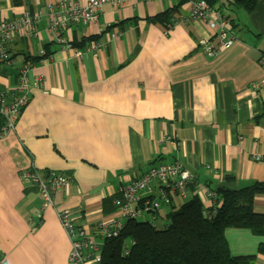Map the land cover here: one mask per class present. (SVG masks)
<instances>
[{
  "label": "crops",
  "instance_id": "obj_1",
  "mask_svg": "<svg viewBox=\"0 0 264 264\" xmlns=\"http://www.w3.org/2000/svg\"><path fill=\"white\" fill-rule=\"evenodd\" d=\"M57 1L0 0V20ZM189 1L106 5L97 22L67 30L75 42L104 41L80 59L58 52L48 31L30 41L16 34V64H0V90L16 85L25 55L46 45L53 55L31 68L32 76H44L43 89L31 90L15 130L0 139V264H75L56 208L94 229L118 216L114 198L122 184L161 164L188 169L206 206V188L227 176L234 188L264 182V0L250 13L228 7L232 0L214 1L237 36L216 56L199 45L215 29L190 15ZM168 11L171 22L154 20ZM117 30L122 34L111 39ZM29 166L70 176L54 195L56 208H44L38 188L20 178ZM180 204L172 197L144 219L164 227ZM253 209L264 213V194ZM225 236L232 255L264 264V236L247 228H228Z\"/></svg>",
  "mask_w": 264,
  "mask_h": 264
},
{
  "label": "built area",
  "instance_id": "obj_2",
  "mask_svg": "<svg viewBox=\"0 0 264 264\" xmlns=\"http://www.w3.org/2000/svg\"><path fill=\"white\" fill-rule=\"evenodd\" d=\"M146 2L151 0H58L35 11H26L11 20H0V64L14 66L10 46L16 36L25 40L40 37V32L48 31L51 42L57 51L70 59L82 58L89 52L104 46L102 39L87 43L83 48L76 47L67 34L74 25L86 26L97 22L99 12L106 5L120 7L127 2ZM190 15L215 29V33L203 36L199 40L202 50L209 56H216L221 49L229 47L236 41V34L230 22L207 0H190ZM186 18H182L184 20ZM122 31H113L110 38H118ZM53 53L46 54L44 46L38 49L41 56L39 63L52 60ZM34 65L28 63L19 67L16 85L0 90V139L15 130L17 120L31 99V90L43 89L44 76L30 74ZM260 84L254 83V89ZM260 159L261 156H256ZM23 181L37 187L42 196L43 207H54V195L65 190L71 182L68 174L60 171L40 170L29 166L20 171ZM194 175L180 162H172L152 167L134 177L127 184L119 187V198L114 204L118 216H112L99 222L94 229L77 223L73 212L56 208L58 219L71 244L69 260L75 264H101L102 247L107 238L117 236L128 218L143 219L147 214L154 215L163 202L170 203L177 197L181 204L188 200L189 186L194 182ZM206 195L212 199L213 194L206 188ZM156 192V194H153ZM153 217V216H152Z\"/></svg>",
  "mask_w": 264,
  "mask_h": 264
},
{
  "label": "trees",
  "instance_id": "obj_3",
  "mask_svg": "<svg viewBox=\"0 0 264 264\" xmlns=\"http://www.w3.org/2000/svg\"><path fill=\"white\" fill-rule=\"evenodd\" d=\"M207 1L212 5L215 0ZM256 1L232 0L227 6L242 7L250 13ZM219 11L225 18L229 17ZM172 17V12L168 11L154 20L168 23ZM231 24L234 26L233 21ZM97 39L99 36H90L73 44L83 48ZM45 50L46 54L52 53L49 45ZM40 59L41 56L25 55V64H37ZM233 179L227 176L223 183L207 188L213 194L210 206L202 202L195 182L190 184L188 200L170 210L169 222L163 228L144 218L126 219L119 234L104 241L101 264H254L252 256L231 254L225 231L247 228L264 236V213L253 209L254 198L264 194V182L234 188L230 184Z\"/></svg>",
  "mask_w": 264,
  "mask_h": 264
},
{
  "label": "rangeland",
  "instance_id": "obj_4",
  "mask_svg": "<svg viewBox=\"0 0 264 264\" xmlns=\"http://www.w3.org/2000/svg\"><path fill=\"white\" fill-rule=\"evenodd\" d=\"M158 228H163V226L161 224H157Z\"/></svg>",
  "mask_w": 264,
  "mask_h": 264
},
{
  "label": "bare ground",
  "instance_id": "obj_5",
  "mask_svg": "<svg viewBox=\"0 0 264 264\" xmlns=\"http://www.w3.org/2000/svg\"><path fill=\"white\" fill-rule=\"evenodd\" d=\"M38 63H39V62H38ZM38 63H37V64H38ZM33 65L35 66L36 64H33Z\"/></svg>",
  "mask_w": 264,
  "mask_h": 264
}]
</instances>
